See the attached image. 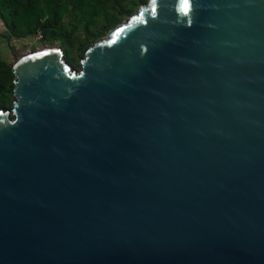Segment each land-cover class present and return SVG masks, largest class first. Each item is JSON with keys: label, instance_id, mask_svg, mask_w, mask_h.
Listing matches in <instances>:
<instances>
[{"label": "water", "instance_id": "obj_1", "mask_svg": "<svg viewBox=\"0 0 264 264\" xmlns=\"http://www.w3.org/2000/svg\"><path fill=\"white\" fill-rule=\"evenodd\" d=\"M15 55L0 264H264V0H148L77 69Z\"/></svg>", "mask_w": 264, "mask_h": 264}, {"label": "trees", "instance_id": "obj_2", "mask_svg": "<svg viewBox=\"0 0 264 264\" xmlns=\"http://www.w3.org/2000/svg\"><path fill=\"white\" fill-rule=\"evenodd\" d=\"M148 0H0V20L6 37L56 42L68 63L83 58L89 46L131 16ZM13 63L0 49V110L11 109Z\"/></svg>", "mask_w": 264, "mask_h": 264}, {"label": "rangeland", "instance_id": "obj_3", "mask_svg": "<svg viewBox=\"0 0 264 264\" xmlns=\"http://www.w3.org/2000/svg\"><path fill=\"white\" fill-rule=\"evenodd\" d=\"M138 10V8H137ZM137 10L133 13L135 14ZM132 14V15H133ZM130 17V16H129ZM129 17H127L124 21L128 20ZM5 32V26L3 22L0 20V49L2 52L3 57L10 61L15 62L17 60L16 53H22V55L34 52L36 50H39L46 45H58L59 43L56 42L54 44H50L46 41H43L42 39L37 38L36 36L32 38H16V37H6L4 35ZM82 58H77L75 61H72V63H69L72 68L77 69L80 65V61Z\"/></svg>", "mask_w": 264, "mask_h": 264}, {"label": "built area", "instance_id": "obj_4", "mask_svg": "<svg viewBox=\"0 0 264 264\" xmlns=\"http://www.w3.org/2000/svg\"><path fill=\"white\" fill-rule=\"evenodd\" d=\"M35 36H36L37 38L41 39V38H42V33L39 32V33H37Z\"/></svg>", "mask_w": 264, "mask_h": 264}]
</instances>
